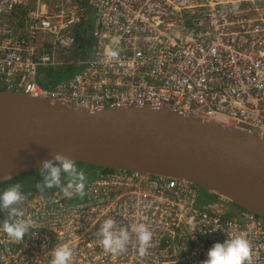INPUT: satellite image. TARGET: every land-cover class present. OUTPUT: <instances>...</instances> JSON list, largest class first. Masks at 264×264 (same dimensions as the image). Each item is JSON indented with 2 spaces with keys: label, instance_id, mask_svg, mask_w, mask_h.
<instances>
[{
  "label": "built area",
  "instance_id": "built-area-1",
  "mask_svg": "<svg viewBox=\"0 0 264 264\" xmlns=\"http://www.w3.org/2000/svg\"><path fill=\"white\" fill-rule=\"evenodd\" d=\"M234 2L0 0V87L84 109L168 106L264 133V0ZM117 36L118 57L106 60ZM85 191L25 195L18 207L40 228L20 242L0 231V264H49L63 243L71 264H201L227 233L250 241L247 264H264V217L183 177L110 168ZM109 216L149 225L146 255L134 235L123 253L104 250L95 232Z\"/></svg>",
  "mask_w": 264,
  "mask_h": 264
},
{
  "label": "water",
  "instance_id": "water-1",
  "mask_svg": "<svg viewBox=\"0 0 264 264\" xmlns=\"http://www.w3.org/2000/svg\"><path fill=\"white\" fill-rule=\"evenodd\" d=\"M54 152L183 177L264 217V133L168 106L84 109L0 87V177L38 168Z\"/></svg>",
  "mask_w": 264,
  "mask_h": 264
},
{
  "label": "clouds",
  "instance_id": "clouds-1",
  "mask_svg": "<svg viewBox=\"0 0 264 264\" xmlns=\"http://www.w3.org/2000/svg\"><path fill=\"white\" fill-rule=\"evenodd\" d=\"M238 6V0L234 2ZM120 38L114 37L112 46L105 50L106 60L118 57L117 46ZM42 181H37L36 188L45 189L59 188L65 198H84L86 195L85 171L77 166L76 160L61 152L52 153V159L42 161L38 168ZM0 179L11 181V172H5ZM20 183L10 184L0 191V211L7 213V219L0 222V231L8 238L20 242L30 229L40 228L37 221L31 217L25 218V211L18 207L25 201ZM190 229L195 233V225L189 221ZM228 234V239L216 242L207 252V259L201 264H247L251 260L252 246L245 235ZM104 250L113 255L123 253L133 235L137 244L138 254L144 256L152 246L153 233L145 222L133 223L130 226H120L111 216L103 219L99 229L95 232ZM194 238V235H193ZM49 264H71L74 256V247L68 243L55 246L51 251Z\"/></svg>",
  "mask_w": 264,
  "mask_h": 264
},
{
  "label": "flooded vegetation",
  "instance_id": "flooded-vegetation-1",
  "mask_svg": "<svg viewBox=\"0 0 264 264\" xmlns=\"http://www.w3.org/2000/svg\"><path fill=\"white\" fill-rule=\"evenodd\" d=\"M13 183H20L22 185V192L24 193V195H27V194L29 195V194H33V193H37L41 191L36 188L35 185L37 183V179L32 175L22 176L21 178L14 177L12 178L11 181H5L3 183H0V191H2L4 188L8 187L10 184H13ZM46 190H49V189H45V191ZM0 212H3V211H0Z\"/></svg>",
  "mask_w": 264,
  "mask_h": 264
},
{
  "label": "trees",
  "instance_id": "trees-1",
  "mask_svg": "<svg viewBox=\"0 0 264 264\" xmlns=\"http://www.w3.org/2000/svg\"><path fill=\"white\" fill-rule=\"evenodd\" d=\"M76 163H79V164L82 165V167L85 169V175L93 176V175H95V173L97 174V172H99V171L101 172L103 170L110 169L108 167L97 166V165L88 164V163H84V162H80V161H76ZM38 168H35V169H32V170H30L28 172L22 173V174L16 176L15 178H18V177L21 178L22 176L32 175V176H34L37 179V181H42V176H40Z\"/></svg>",
  "mask_w": 264,
  "mask_h": 264
},
{
  "label": "rangeland",
  "instance_id": "rangeland-1",
  "mask_svg": "<svg viewBox=\"0 0 264 264\" xmlns=\"http://www.w3.org/2000/svg\"><path fill=\"white\" fill-rule=\"evenodd\" d=\"M49 1H53V0H49ZM41 68V67H40ZM40 68H39V70H40ZM41 73V70L39 71V73L38 74H40ZM70 75V72L69 71H67V73L66 74H64V75H62L60 78L61 79H65V78H67L68 76ZM58 79V78H57ZM77 166L80 168V169H82V170H84L85 171V169L82 167V165L81 164H79V163H77ZM90 177H91V175H86V183L89 181V179H90ZM231 207H233V208H235L236 207V205H235V203L233 202V203H230L229 204ZM238 207V206H237Z\"/></svg>",
  "mask_w": 264,
  "mask_h": 264
}]
</instances>
